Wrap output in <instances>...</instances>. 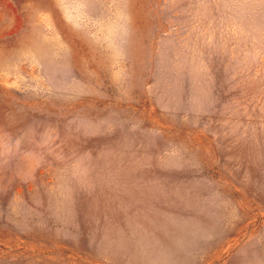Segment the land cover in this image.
Segmentation results:
<instances>
[{
    "label": "rangeland",
    "instance_id": "374dc122",
    "mask_svg": "<svg viewBox=\"0 0 264 264\" xmlns=\"http://www.w3.org/2000/svg\"><path fill=\"white\" fill-rule=\"evenodd\" d=\"M0 264H264V0H0Z\"/></svg>",
    "mask_w": 264,
    "mask_h": 264
}]
</instances>
